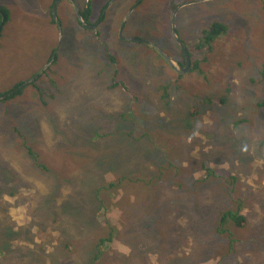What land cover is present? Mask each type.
<instances>
[{
  "label": "rangeland",
  "instance_id": "obj_1",
  "mask_svg": "<svg viewBox=\"0 0 264 264\" xmlns=\"http://www.w3.org/2000/svg\"><path fill=\"white\" fill-rule=\"evenodd\" d=\"M72 1L81 10L89 3L94 30L78 25L72 2L58 5V27L48 15L53 0H0L8 13L0 32V93L20 82L25 87L21 96L0 104V264H31L38 255L37 264L55 261L51 248L43 256L41 241L35 240L40 246L32 252L26 237L20 239L36 223L44 228L35 225L30 234L38 233L52 248L77 241L69 256L82 264L92 248L78 231L84 228L82 207L93 208L100 188L106 204L96 213L101 226L109 221L121 227L119 213L126 210L130 219H139L133 232L127 226L126 237L102 247L100 264H264L263 1L143 0L121 37L124 7L132 0H116L103 22L97 18L109 0ZM186 1L195 4L175 16L185 47L196 45L213 22L226 32L213 42L212 53L204 48L193 57V71L177 74L140 41L174 55L175 44L180 47L170 40L168 6ZM53 50L57 62L38 75ZM35 76L41 77L30 82ZM227 86L222 104L218 95ZM234 142L238 155L232 153ZM134 160L143 166L132 181L107 190L120 166ZM167 162L172 171L147 186L143 181ZM47 193L60 209L57 231L51 229ZM238 201L247 227L229 225L242 236L235 242L219 236L216 222L236 210ZM98 234L105 236L104 230ZM88 250L93 255L99 248Z\"/></svg>",
  "mask_w": 264,
  "mask_h": 264
},
{
  "label": "trees",
  "instance_id": "obj_2",
  "mask_svg": "<svg viewBox=\"0 0 264 264\" xmlns=\"http://www.w3.org/2000/svg\"><path fill=\"white\" fill-rule=\"evenodd\" d=\"M55 1V0H54ZM53 1V3H54ZM260 3H262L261 0H259ZM52 3V5H53ZM263 4V3H262ZM52 5L50 6L49 8V12L51 10V7ZM106 7V4L102 7V9H104ZM176 6L174 4H169L168 6V10L170 12L169 14V17L171 16V14L176 10ZM262 8L264 9V6L262 5ZM91 6L89 5V3H87V6L84 10L81 11V16H82V19L85 23H88V24H91L90 22V18H91ZM2 20V21H1ZM105 19L102 20V22L104 21ZM8 22V13H7V10L4 6H1L0 5V32L2 30V27L5 26V24ZM50 22H51V25H55L53 19H52V16L50 18ZM78 25L80 27H82L84 29V31L86 32L87 29L84 28L82 26V24L78 21ZM168 28L170 29V24L168 25ZM226 32V28L223 24L221 23H218V22H213L210 26H209V29L208 31H203L202 32V36L201 38L199 39L198 43L194 46H191L189 49L187 47L186 50L188 52V56H189V61H190V67H189V70L190 72L194 70L193 68V62H192V59L193 57L198 54L201 50H203L204 48H206L207 52H208V55L210 53H212L213 51L211 50V46L213 44V42H215L216 40H218L220 37H222ZM170 40L174 43L173 41V38L170 37ZM175 44V43H174ZM176 48H177V51L179 52L181 58H182V61L179 62V64L181 66H183V63H184V56H183V53L182 51L178 48V46L175 44ZM57 56L58 54L55 55V58L52 60V57H53V53H51V55L47 58V61H46V64L48 63H51L50 66L45 70V71H48L49 68L51 67L52 64H55L57 62ZM169 56V55H168ZM195 64V63H194ZM192 67V68H191ZM45 71L43 73H45ZM189 72V73H190ZM261 75V79H260V82L261 83H264V64L262 65V71L260 72ZM52 74V73H51ZM50 74V75H51ZM50 75L48 76V78L50 77ZM41 76H38L36 80H34V82L32 83H35L37 82L39 79H40ZM23 82H20L16 85H14L13 87H11L10 89H8L7 91H5L4 93H0V98L4 97L2 100L0 99V104H6V103H9L11 101H13L16 97H19L22 95V92L24 91L25 87L19 89L17 92H15L19 86L22 84ZM117 85H112L111 87H109L110 89H115ZM230 87L227 86V88L225 89V93L224 95H218L220 98V101H222V104H225L226 102V99H228V95L230 93ZM35 91H39L38 87L34 88ZM15 92L14 94H11ZM10 95V96H9ZM7 98V99H6ZM259 106H264V104H260ZM242 121H238L234 126L235 127H238V124H241ZM14 130L16 132L17 129L14 128ZM144 138V137H142ZM141 138V139H142ZM144 141H147L148 143H152L151 140H147V139H143ZM147 142H144V143H147ZM26 151L29 155H31L32 157L33 156V152L26 147ZM232 153L235 154V155H238L240 153L239 151V148H238V145L237 143H233V147H232ZM171 156V155H169ZM167 154H165L164 158L167 159ZM127 163L129 164L128 166L126 165H121L120 166V173L119 174H115V175H112V176H115V177H118V179L116 181L113 180L114 183H110L108 185V188L107 190H116L119 188V186L122 185L123 181L125 180H129V181H132L130 178H132V175L134 174H138L140 172V168L143 166V163L141 162L140 163V160H134V161H127ZM114 167L118 168V164H113ZM202 167V166H201ZM172 166L170 165L169 162L166 163V167L165 168H156L152 174L154 173V178H149V180H146V181H143L144 183H146L147 186H154V181L152 183L151 180H155L156 182H159L162 180V178L166 175H168L171 171H172ZM203 168V167H202ZM175 169V166H173V170ZM204 169V168H203ZM148 173H150L148 171ZM157 174V175H156ZM151 176V175H150ZM130 177V178H129ZM155 182V184H156ZM118 187V188H116ZM54 190H57V188H53ZM101 188L100 189H97L96 191V196L95 198L93 197V202H94V205H93V208L91 209H88L86 210V207L83 205L82 207V218L84 220V228L82 229H78V231L82 230L84 235L87 237L85 240H89L90 241V245L92 246V248L90 247H87V251H86V254H85V258H83L84 262H82V264H100V261L103 260L105 258V255H104V251L102 250V247L104 246H107L108 243L114 241V239H116V237H126L127 236V230H125L124 232L122 231L123 228L126 227L127 229V226L129 227L130 231L133 232L136 228V226L138 225L139 223V219H135V218H129V216L131 215V213H129V210H126L124 212H120L119 215H120V218L122 220V224H121V227H114L109 221H105V226H101L98 222V217H97V212L98 211H101L102 208L104 206H106V204L104 202H102L99 198V194L101 192ZM197 189H194L193 191H196ZM17 193L15 191H11L10 192V196L14 197ZM47 195H50L49 199H48V215L51 217L50 218V225H51V229L53 231H57V228H56V223H55V219H54V216L55 214H57V212L60 210V209H57L56 206H55V201L53 202H50V198H51V194H48ZM1 202V201H0ZM154 202H157L155 201L154 199H152V205H154L153 203ZM170 204H172V206L174 205L173 204V201H170ZM174 207V206H173ZM240 208H241V202L238 201L237 202V205H236V210H227L225 211L222 216L219 218V220L216 222L217 226H216V231L217 233L219 234V236H222L223 238H227L228 236L229 237H232L234 239L235 242H239L241 239H242V236L241 235H235L232 230H229L228 227L230 224H232L235 228H239L241 230H244L246 227H247V220L246 218H244L240 213ZM89 210H92V212L88 215V216H84L83 213L86 212V211H89ZM80 214H78V216H81ZM145 223H147V221L144 219L143 220ZM41 224V228L43 229L44 226L42 223H36L32 226H30L27 230V232L25 234H21L20 235V239H23L24 237H26V239L29 241V243L32 245L31 246V250L32 252L33 251H37V248H39L40 244L39 242H35V240H39L42 242V252H43V256L44 257H47V256H50L51 253L46 250L47 248H51L53 249V254H55L57 252V256H54L55 257V261L52 262V264H74L73 263V259H71V257L69 256L70 254V249L73 245H77L78 242L75 241L73 238L70 239L71 242H69L68 244H61L59 243L57 245V248L56 246L54 248H52V246L50 245V242H48V244H45V240H41V236L38 234V233H35L34 235L30 234L31 233V227H35V225H40ZM153 226H150L149 228L152 229ZM74 230H77L76 228H74ZM105 232V236L99 238V234H98V231H103ZM62 233L68 237V233H67V228H64L62 229ZM155 233H157V231L155 230ZM53 237V236H52ZM49 238V240H51V236H50V232L47 233V237L46 239ZM54 238V237H53ZM48 240V239H47ZM233 240L232 239H229V244H232ZM259 245V244H258ZM36 248L35 250H33L32 248ZM94 248H99V251H96L97 253L95 254H90L88 253V249H91L93 250ZM56 249V250H55ZM229 249L227 252H226V256L228 257L229 253H231V246H229ZM59 250V251H58ZM38 252V251H37ZM117 257V256H115ZM134 257L137 258V259H140L141 257V254H134ZM258 258L260 259H263V256L262 254L260 253L258 255ZM58 259V260H57ZM40 260V257L38 255V257L34 258L32 263L31 264H37ZM110 262V261H108ZM43 264H46V261L44 260ZM111 264V262H110Z\"/></svg>",
  "mask_w": 264,
  "mask_h": 264
},
{
  "label": "water",
  "instance_id": "obj_3",
  "mask_svg": "<svg viewBox=\"0 0 264 264\" xmlns=\"http://www.w3.org/2000/svg\"><path fill=\"white\" fill-rule=\"evenodd\" d=\"M61 0H57L52 9H51V13H52V18L55 22V24L59 27L60 24H59V20H58V17H57V5L59 4ZM73 3L74 5V9H75V13H76V16L77 18L79 19V21L81 22L82 26L87 28V29H92L94 28V26H91V25H88L86 24L83 19L81 18V15L79 13V11L77 10V8L75 7V4L72 0H69ZM115 0H110V4L111 5ZM202 1H206V0H202ZM208 1V0H207ZM263 3H264V0H262ZM177 8L176 10L173 12L172 16H171V19H170V29H172V38L177 42V44L179 45L180 47V50L182 51L183 53V56H184V59H185V68L184 69H181L179 68L178 66H176L175 62L173 60H171V58H169L165 53H163V51L158 48L157 46L151 44V43H148V42H145V41H140L144 44H146L147 46H150L151 48H153L167 63L168 65L172 68V70H174V72H176L177 74H179L178 72H185L188 70L189 66H190V61H189V56H188V52L186 50V48L184 47L183 43L179 40L178 36H177V33H176V30H175V16H176V12H177ZM129 15V13H128ZM128 15L124 18V20L122 21L121 25H120V28H119V36L121 37L122 36V31H123V27L125 25V22L127 21V18H128ZM131 42H134V41H137L135 39H131L129 40ZM52 60H53V57H52ZM51 63H49L46 67L43 68V70L38 74L40 75L44 70H46L49 66H50ZM38 76H35L34 78H32L30 80V82H33L34 80L37 79ZM22 87L24 86H20L15 92H17L19 89H21ZM15 92L11 93V94H14ZM5 97V96H4ZM0 98L1 100L4 98Z\"/></svg>",
  "mask_w": 264,
  "mask_h": 264
},
{
  "label": "crops",
  "instance_id": "obj_4",
  "mask_svg": "<svg viewBox=\"0 0 264 264\" xmlns=\"http://www.w3.org/2000/svg\"><path fill=\"white\" fill-rule=\"evenodd\" d=\"M54 1V0H53ZM142 1L143 0H132L131 2H127V4L125 5V7H124V13H123V16H122V19L124 20V18L128 15V13H130L131 11H134V9H135V7H137L138 5H140L141 3H142ZM202 1V0H201ZM55 2V1H54ZM186 2H188V1H186ZM54 4V3H53ZM114 4V3H113ZM195 3H192V2H188V3H184L183 5H180V6H178V10L180 9V8H184V7H190V6H193ZM112 5V4H111ZM110 5V6H111ZM51 6V5H50ZM53 6V5H52ZM114 6L112 5L111 6V9L113 8ZM52 8V7H51ZM177 13V12H176ZM132 14V13H131ZM173 14V13H172ZM172 14H171V16H172ZM129 16V15H128ZM130 17V16H129ZM121 19V20H122ZM128 20H129V18H128ZM125 24H126V22H125ZM127 25V24H126ZM126 27V26H125Z\"/></svg>",
  "mask_w": 264,
  "mask_h": 264
},
{
  "label": "clouds",
  "instance_id": "obj_5",
  "mask_svg": "<svg viewBox=\"0 0 264 264\" xmlns=\"http://www.w3.org/2000/svg\"><path fill=\"white\" fill-rule=\"evenodd\" d=\"M56 1H57V0H55V2H56ZM62 1H68V2H71V1H69V0H61L60 2H62ZM55 2H54V3H55ZM60 2H59V4H60ZM108 2H109V3H108ZM108 2H107V3H108V6H107V3H106V6H107V7L110 6V5H109V4H110V0H109ZM115 2H116V0H115L113 3H115ZM203 2H205V1H203ZM52 3H53V2H52ZM113 3H112V4H113ZM59 4H58V5H59ZM74 4H75V7L77 8V10L79 11V13H80V15H81V11H82V10L77 6L76 3H74ZM51 5H52V4H51ZM53 5H54V4H53ZM58 5H57V8H58ZM73 6H74V5H73ZM52 7H53V6H52ZM135 8H136V7H135ZM51 9H52V8H51ZM91 9H92V8H91ZM105 9H106V7H105L104 9H101L100 15H99V17L97 18V20L100 21V22H102V20L105 19V17H104L105 13L103 14V11H104ZM134 10H135V9H134ZM132 12H133V11H131V12L129 13V16L132 15V14H131ZM74 14H75V17L77 18L76 13H74ZM129 16H128V18H130ZM81 18H82V16H81ZM128 18H127V20H128ZM52 19H53V18H52ZM77 20L79 21L78 18H77ZM53 21H54V20H53ZM79 22H80V21H79ZM54 23H55V22H54ZM80 23H81V22H80ZM86 24H88V23H86ZM88 25L94 26L93 23L88 24ZM84 28H85V27H84ZM86 29H87V28H86ZM94 29H95V26H94V28H92V29H88V30H94ZM122 32H123V31H122ZM59 39H60V43H61V39H62V38H61V33H60V32H59ZM57 53H58V50H57ZM57 53H56V54H57ZM163 53H164V52H163ZM56 54L53 53V58H55V55H56ZM50 55H51V54H50ZM166 55H167V54H166ZM167 56H168V55H167ZM168 57H169V56H168ZM169 58H171V57H169ZM171 59H172V58H171ZM48 64H49V63H48ZM189 67H190V66H189ZM188 70H189V68H188ZM187 73H188V72H187Z\"/></svg>",
  "mask_w": 264,
  "mask_h": 264
},
{
  "label": "flooded vegetation",
  "instance_id": "obj_6",
  "mask_svg": "<svg viewBox=\"0 0 264 264\" xmlns=\"http://www.w3.org/2000/svg\"><path fill=\"white\" fill-rule=\"evenodd\" d=\"M109 3V2H108ZM108 3H107V6H108ZM115 4V3H114ZM114 4H112V5H114ZM111 5V6H112ZM106 6V12H105V15H104V17H105V19H106V16H107V14H108V12H110L112 9H111V6H109V7H107ZM139 6V5H138ZM137 6V7H138ZM136 7V8H137ZM135 8V9H136ZM134 12V11H133ZM132 12V13H133ZM49 15V17L51 18V12L48 14ZM123 21V19L120 21V23ZM119 23V24H120ZM124 27H125V25H124ZM124 27H123V30H124ZM60 41V40H59ZM51 53H54V50L51 52ZM178 57H179V59H178ZM171 60H173L174 62H175V64H176V66H178L179 68H181V69H184L185 68V59L183 58V60H184V63H183V66H181L180 64H177V62H176V59H178V63L179 62H181L182 61V58H181V56H180V54H179V52L177 51L174 55H171ZM171 68V67H170Z\"/></svg>",
  "mask_w": 264,
  "mask_h": 264
},
{
  "label": "bare ground",
  "instance_id": "obj_7",
  "mask_svg": "<svg viewBox=\"0 0 264 264\" xmlns=\"http://www.w3.org/2000/svg\"><path fill=\"white\" fill-rule=\"evenodd\" d=\"M199 35V34H198ZM127 42V41H126ZM154 52V51H153ZM96 61V60H95ZM183 62V61H182ZM190 71V70H189ZM10 96V95H9ZM7 99V98H6ZM169 147V146H168Z\"/></svg>",
  "mask_w": 264,
  "mask_h": 264
}]
</instances>
